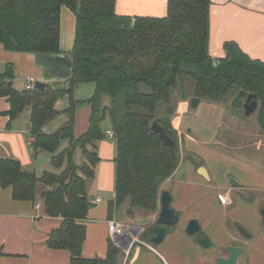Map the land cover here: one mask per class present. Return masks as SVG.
I'll return each instance as SVG.
<instances>
[{
    "label": "trees",
    "instance_id": "trees-1",
    "mask_svg": "<svg viewBox=\"0 0 264 264\" xmlns=\"http://www.w3.org/2000/svg\"><path fill=\"white\" fill-rule=\"evenodd\" d=\"M115 5L116 0H0V43L10 51L65 53L61 49L62 7L67 6L76 17L74 46L69 52L72 74L63 86L18 90L13 85L14 66L8 64L0 72V98L7 97L10 104L2 113L9 116L8 127L30 109L34 154L49 152L52 167L39 175L16 158L0 157V187H11L16 201L40 199L45 214L63 218L47 242L50 247L68 249L69 264L118 263L113 245L106 258L82 254L86 239L82 222L92 207L89 183L101 160L99 143L108 137L103 125L107 115L116 144L110 216L124 204L148 212L157 209L161 186L176 173L182 159L174 90L188 89L189 81L199 102L226 105L241 90L244 96L257 94L258 121L264 133V61L231 41L224 45L226 56H211V0H168L163 17L120 15ZM86 82L95 84L92 96L75 98L77 87ZM66 95L69 106L56 109V101ZM104 96L109 98L105 105ZM86 102L91 105L90 126L76 136V110ZM162 105L166 106L164 115H160ZM62 113L69 115L68 122L52 133L44 132V125ZM154 121L174 139V148L151 129Z\"/></svg>",
    "mask_w": 264,
    "mask_h": 264
},
{
    "label": "crops",
    "instance_id": "crops-1",
    "mask_svg": "<svg viewBox=\"0 0 264 264\" xmlns=\"http://www.w3.org/2000/svg\"><path fill=\"white\" fill-rule=\"evenodd\" d=\"M167 7L168 0H116L115 5L116 12L120 15L150 17L165 16ZM75 28L76 17L74 13L67 6H63L61 12V49L66 53L63 54L70 58L69 52L74 46ZM229 41L236 42L252 58L264 61V0H211L209 40L211 56L214 58L226 56L224 45ZM35 56L34 53L6 50L0 43V65L4 64L2 68L0 66V72H3L8 64H12L16 74L13 85L18 90L24 89L26 77L33 76V72L45 73L46 79L41 81L46 84L63 86L65 79L47 74L46 71L36 65ZM20 76L25 77V83L16 87L15 80ZM54 82L57 84H52ZM85 99L87 98H80L79 100ZM69 101L67 95L59 98L55 103L56 109H66L69 106ZM108 101L109 98L105 97L104 105L108 104ZM199 103L201 102L198 101ZM209 104L207 106L216 110L215 115H212V123L208 125L213 130L222 123L220 117L225 105ZM9 107L7 97L0 98V157L16 158L25 169L41 175L44 170L52 168L51 154L49 152L46 154L47 151L34 154L30 136L31 110L26 109L8 127L9 116L2 113ZM90 115L91 105L89 103H82L77 107L73 129L76 136H81L88 130ZM68 120L69 115L62 113L45 124L43 131L52 133L64 126ZM180 120V126L176 127L180 135L184 130L192 131V135H185L182 138L185 144L184 148L203 159L205 157L209 163L205 161L206 165L203 166L200 163L196 167L191 159H181L180 165L182 163L186 165L189 180L175 181L176 176L173 175L174 177L167 179L161 186V191L169 190L171 192L172 206L175 210L183 212L179 224L158 245L152 244L150 240L149 243L152 246L144 242H135L127 252L126 257L122 259L123 261H120V264H212L216 259L215 250L218 247L225 249L227 245H238L245 249V253L240 256L239 264H264V231L259 232L258 230L256 234L250 232L252 235L250 238H245L241 234L236 236L231 227L228 226L230 224L229 217L233 215L232 210L228 209L225 203H221L222 201L218 199L217 195L228 188L227 184L230 183L229 178L232 175L225 174L226 177H224L222 171L219 172L213 167L216 161L212 164L211 156H206L204 152L190 148V144L194 140H209L199 136L198 133L200 132L197 127L195 128L196 133L193 132V128L188 127L190 121H184V117ZM192 126L194 125L192 124ZM108 127L107 131H112L110 125ZM98 149L101 160L96 167L95 179L89 183V189L92 191V207L87 219L82 222L86 225V239L83 243L82 254L84 257L106 258L112 245L108 221L117 219L115 213L110 216L109 210V200L113 198L115 191L116 164L114 158L116 144L114 138L108 136L102 140ZM215 155L218 156L216 153ZM221 156L223 157V155ZM218 158L220 159V157ZM186 161L188 162L186 163ZM207 164L210 165L212 171ZM240 166L243 167L242 169L247 168V166ZM200 167L206 168L209 178L199 173ZM243 176L242 178L238 176L241 179V186L244 185L242 181H248ZM209 180H213L214 183H210ZM41 188L39 187V189ZM105 192L111 194L109 199H107ZM97 197H102V201H96ZM38 202L40 199L35 203L16 201L12 198L11 187H0V264L70 263L71 254L68 249L53 248L47 242L52 231L61 227L63 218L45 214L42 204L38 208ZM159 204L160 202L158 209H160ZM157 214L158 210L146 212V214L137 217V221L133 223L152 222L153 219H156ZM193 217L199 219L202 230L196 236L190 237L185 233V227ZM257 217L260 226L264 227L263 217L258 209ZM255 221L257 223V219ZM236 225L238 224H235V228ZM258 228L255 227L256 230ZM201 237L210 238L214 247L209 250L202 248L197 243Z\"/></svg>",
    "mask_w": 264,
    "mask_h": 264
},
{
    "label": "rangeland",
    "instance_id": "rangeland-1",
    "mask_svg": "<svg viewBox=\"0 0 264 264\" xmlns=\"http://www.w3.org/2000/svg\"><path fill=\"white\" fill-rule=\"evenodd\" d=\"M0 66L2 68L4 64ZM32 75L35 76L36 80L38 81L46 79L45 73L33 72ZM24 78L25 77L22 76L18 77L15 80V86L19 87L24 85ZM189 83L190 84L188 89L184 90L181 87L178 90H174V98L172 100V104L176 107L177 113H179V121H177L176 127H179L181 124L180 118L184 117V121H190L188 127L193 128V132L195 133V128L197 127L200 132L198 133L199 136L202 139L209 140H194V142L190 144V148L193 150H198L199 152L202 151L204 152V154H206V156H211V163H214V161H216L215 164L212 163L213 167L216 168L219 172L222 171L221 173L224 175V177H226L225 174H231L232 177H234L238 181H241L240 177L242 178V175H244L245 180L248 179V181H242L244 185L240 187L232 186L230 183L227 184L228 188H225L221 193L217 195L219 200H221L222 195L226 196V201L223 202L221 200L222 202H220L225 203L227 208L232 210L233 215L232 217H229L230 224H228V226L231 227L232 232L236 236H240V233L235 228V224L241 225L245 229L249 230V232H252V234H256L258 230L259 232H263L264 227L260 226V221L257 217V209L261 214V208L264 207V133L262 132V128L258 121V109L253 114L247 116L245 114V108L243 106L234 107L232 105V100L223 108V112L221 113L220 117V121L222 122L220 126H216L215 128H213V130H211L208 125L212 123V115H215L216 110L211 106H207L210 105L207 102H201L196 106L193 105V99L195 98L193 97V82L189 81ZM52 84L57 83L54 82ZM94 89L95 84L93 82L82 83L77 87L75 96L79 99L89 98L90 96H92ZM106 98L108 99L107 96ZM245 98L246 96L243 97L244 100ZM104 99L105 96L103 98V105ZM165 109L166 106L162 105L160 109V115L165 114ZM109 122V116L107 115V118L103 122V125L105 126L104 128L106 130L107 128H109ZM192 124L194 126H192ZM206 126H208V128H206ZM189 134L192 135V131L184 130L182 131L181 135L180 132L178 134L179 145L182 152V159H191L196 167L200 165V163L203 166L204 164L206 165L205 161L208 162V159L204 157V160L202 157L184 148L185 144L183 143L182 138H184L185 135ZM215 153L218 156H216ZM46 154H48V152ZM221 155H223V157ZM77 156L81 158L80 152ZM218 157H220V159ZM187 162L188 161H186V163ZM240 165L247 166V168L242 169L243 167H241ZM207 166L212 171L210 165L207 164ZM174 176H176L175 181L189 180L186 172V165L184 163L180 165ZM209 181L210 183H214L213 180ZM105 195L107 196V199H109L111 196V194L107 192H105ZM129 210H132L134 212L132 216L129 214ZM156 210H158L159 213L160 209H158V207ZM146 212L148 211H144L139 208L132 209L128 204H124L119 208L117 212L115 211L117 220L133 225L136 228L137 233L135 234L133 232V235L135 237L133 244L135 242H144L147 245L149 244L152 246V244L149 243L150 235L148 236L149 238L146 235L149 228L154 225L155 219H153L152 222L147 223H133L134 221H137V217L142 214H146ZM156 216H158V214ZM256 219L257 223L255 221ZM255 227L259 228L256 230ZM112 245L118 249L117 264H120V261L127 255V249L120 245H114L113 241ZM214 253H216V258L221 255H227V251L221 247H218ZM215 260L216 259H214L212 264H214Z\"/></svg>",
    "mask_w": 264,
    "mask_h": 264
},
{
    "label": "water",
    "instance_id": "water-1",
    "mask_svg": "<svg viewBox=\"0 0 264 264\" xmlns=\"http://www.w3.org/2000/svg\"><path fill=\"white\" fill-rule=\"evenodd\" d=\"M36 65L46 71L47 74L52 75L56 78L66 79L72 74V60L68 55L63 53L60 54H50V53H37L35 56ZM46 83L44 81H36L37 89H44ZM245 95V91L241 90L236 97H234L232 101V105L234 107H244L245 114L247 116L253 114L257 111L259 107L258 95L255 93L247 94L245 100L243 99ZM198 104V98L193 99V105ZM151 129L160 135L161 139L171 146L175 147V141L172 139L165 131L164 126H162L157 121H154L151 125ZM199 173L204 177H208L207 170L205 167H200L198 169ZM230 184L232 186H241V182L235 179L234 177H230ZM160 202V211L158 213L157 218L154 221V225L151 227V236L150 242L154 245H158L164 241L167 234L173 232L176 226L179 224L181 220V216L183 214L182 211H176L172 206L173 197L169 190H162L159 197ZM129 214L132 216L134 212L129 210ZM261 215L263 217L264 224V207L261 208ZM238 232L245 238H250L251 233L242 227L241 225H236ZM202 230V225L198 218H191L185 227V233L192 237L196 236ZM197 243L204 249H212L214 247V243L208 237H201L197 240ZM123 246L127 248L128 244L123 243ZM225 250L228 252L227 256H218L214 262V264H239L240 256L245 253V249L242 246L238 245H227ZM115 253L118 252L117 248H113Z\"/></svg>",
    "mask_w": 264,
    "mask_h": 264
},
{
    "label": "built area",
    "instance_id": "built-area-1",
    "mask_svg": "<svg viewBox=\"0 0 264 264\" xmlns=\"http://www.w3.org/2000/svg\"><path fill=\"white\" fill-rule=\"evenodd\" d=\"M36 78L34 76H27L26 77V83L24 86V91H33L36 89ZM108 136L111 138H114V132L108 131ZM221 200L223 202L226 201V197L223 195L221 196ZM96 201H102V197H97ZM38 208L41 206V202L37 203ZM108 227H109V233L112 238V241L114 242V245H120L122 247L123 243L128 244L127 252H129L133 242H134V235L133 232L136 234L137 230L133 225L123 223L117 219H111L108 221Z\"/></svg>",
    "mask_w": 264,
    "mask_h": 264
}]
</instances>
